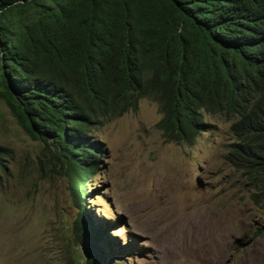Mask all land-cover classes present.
Instances as JSON below:
<instances>
[{"label":"trees","instance_id":"16d2710c","mask_svg":"<svg viewBox=\"0 0 264 264\" xmlns=\"http://www.w3.org/2000/svg\"><path fill=\"white\" fill-rule=\"evenodd\" d=\"M145 96L165 142L193 144L205 114L231 121L225 158L264 201V0H0V101L42 142L17 162L0 144L3 174L16 164L25 184L69 173L72 189L74 167L84 177L97 161L92 119ZM73 197L83 209V181ZM79 213L72 235L96 264L98 238Z\"/></svg>","mask_w":264,"mask_h":264},{"label":"rangeland","instance_id":"374dc122","mask_svg":"<svg viewBox=\"0 0 264 264\" xmlns=\"http://www.w3.org/2000/svg\"><path fill=\"white\" fill-rule=\"evenodd\" d=\"M160 117L145 96L135 110L92 119L86 136L97 144V161L85 177L74 167L72 189L64 177L27 178L26 187L16 164L0 172V264H86L72 235L80 210L98 238L90 244L100 253L96 264H264V201L225 158L231 121L206 114L208 130L193 144H176L163 140ZM0 144L16 162L42 147L2 101ZM82 181L80 209L73 194ZM211 238L220 241L216 250Z\"/></svg>","mask_w":264,"mask_h":264},{"label":"bare ground","instance_id":"6f19581e","mask_svg":"<svg viewBox=\"0 0 264 264\" xmlns=\"http://www.w3.org/2000/svg\"><path fill=\"white\" fill-rule=\"evenodd\" d=\"M219 224H220V222H219ZM214 227V226H213ZM215 228V227H214ZM224 228H226V227H224ZM215 230V229H214ZM220 230V229H219ZM218 231V230H217ZM221 231V230H220ZM225 231H227V230H225ZM209 233H210V231H209ZM218 233H219V231H218ZM222 233H223V231H222ZM226 233V232H225ZM224 233V234H225ZM204 234V237H208V235L206 234V233H203ZM223 235V234H222ZM225 236V235H224ZM201 237V236H200ZM221 237V236H220ZM223 237V236H222ZM202 238V237H201ZM205 239H207V238H205ZM223 239V238H222ZM211 242H210V244H211V247H213V249H217V247L219 246V244H220V241L217 239V238H211V239H209ZM206 249V248H205ZM201 256V255H200ZM213 260V259H212ZM211 260V261H212Z\"/></svg>","mask_w":264,"mask_h":264},{"label":"clouds","instance_id":"9594fccd","mask_svg":"<svg viewBox=\"0 0 264 264\" xmlns=\"http://www.w3.org/2000/svg\"><path fill=\"white\" fill-rule=\"evenodd\" d=\"M206 115V114H205ZM85 177V176H84ZM80 178V177H79ZM70 179V176H69V173H66V175H65V180H66V182H67V184H70L69 183V180Z\"/></svg>","mask_w":264,"mask_h":264}]
</instances>
